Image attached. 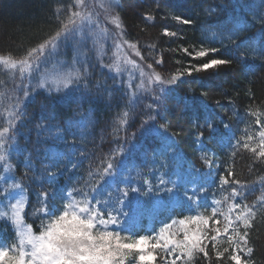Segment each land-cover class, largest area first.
Here are the masks:
<instances>
[{"label": "snow or ice", "instance_id": "1", "mask_svg": "<svg viewBox=\"0 0 264 264\" xmlns=\"http://www.w3.org/2000/svg\"><path fill=\"white\" fill-rule=\"evenodd\" d=\"M119 8L114 0H71L57 8L58 27L42 42L20 58L0 55V70L9 77L0 86L10 85L0 91V229L5 233L0 236V264H213V254L217 264H255L249 232L258 215L264 219V177L261 194L249 203L257 187L235 178L230 166L219 176L220 198L204 203L216 181L210 172L185 166L176 139L183 129L173 131L172 118L195 125L189 134L202 152L203 165L211 169L214 154L205 139L222 148L242 147L264 161V112L249 108L245 114L255 117L258 142L253 143L247 128L237 138L229 121L235 117L238 124L239 113L226 108V119L203 101L180 95L177 86L191 70L167 77L156 71L153 65H162L163 57L146 62L137 44L125 38ZM207 15L217 18L203 27L199 46L178 50L194 59L212 57L196 71L237 62L246 74L255 73L250 60L264 63V0H235L232 15L220 18L215 8ZM144 19L153 17L146 14ZM175 19L195 23L190 17ZM108 25L119 31L113 34ZM163 35L177 33L165 27ZM106 46L112 50L109 64L103 62ZM125 46L139 63L122 55ZM148 47L151 52L156 46ZM69 51L71 60L62 59ZM89 52H95L101 68L115 73L111 86L92 82L95 65ZM129 65L137 75L125 81ZM142 99L150 102L141 106ZM113 102L124 104L112 132L114 147L94 158L85 147L88 129L97 123L92 105L111 108ZM31 104L36 108L30 115ZM217 107L224 106L217 102ZM137 116L138 126L129 131ZM18 158L24 169L20 179L13 163ZM85 161L88 168L82 175ZM149 165V175L157 174L154 180L139 171ZM134 172L141 180H133ZM24 178L39 189L33 192L34 206ZM26 208L33 223L25 221ZM178 209L183 214L160 220L158 231L139 233L146 217L156 220Z\"/></svg>", "mask_w": 264, "mask_h": 264}, {"label": "trees", "instance_id": "2", "mask_svg": "<svg viewBox=\"0 0 264 264\" xmlns=\"http://www.w3.org/2000/svg\"><path fill=\"white\" fill-rule=\"evenodd\" d=\"M70 2L71 0H59V3L58 0H0V55H11L14 58H20L28 48L42 42L58 27L55 18L57 8L62 5L66 7ZM116 4L120 5V8L116 11L119 12L121 23L127 34L125 38L137 44L141 54L148 57L146 62H152L153 57L156 59L163 57L164 63L162 65H153L156 71L167 77L184 69L191 70L192 74L185 75L183 77L184 82L179 83L177 86V92L180 95L188 94L193 96L197 102L203 101L220 115L225 116L226 119L228 113L225 109L234 108L239 113L240 122L237 124L236 118L233 117L229 123L236 126L237 138L244 136L243 130L245 128L254 137L256 136L258 129L254 123L255 117L246 116L245 114L249 108L264 112V63L258 59L250 60V63L256 65V71L248 74L237 62L218 69L196 71V66L212 57L194 59L178 50L180 46L189 47L190 51L192 50L191 46H199L203 27L217 18L213 16L209 20L207 15L209 8H215L220 18L230 16L233 13L235 0H116ZM236 11L238 12L239 9H236ZM146 14L151 15L153 20L146 21L144 19ZM177 16L193 18L195 23L192 25L182 24L175 19ZM165 27L176 32L177 36H164L163 29ZM150 45L156 46L151 52L148 47ZM240 51L245 50L241 49ZM94 65L95 67L91 69L92 82L106 81L111 86L113 81L108 70L101 68L96 60ZM0 80H4L1 73ZM1 87L3 86H0V89ZM5 87L2 91L5 90ZM201 91H205L207 95L201 96ZM148 102H150L148 99H142L140 103L142 106ZM217 102L224 107H217ZM92 107L95 109L93 119L97 123L88 129L91 135L88 136L89 142L85 147L89 154H94V158H98L108 152L111 147H114L112 132L117 114L123 109L124 104L122 103L117 107L113 102V106L109 108L104 103H99L92 105ZM35 108V104L28 105V113L33 114ZM88 108L89 105L85 104L84 110ZM172 119L173 131H176L177 128L183 129L176 139L179 150L186 161L185 166L194 165L201 172H210L211 179L216 181V183L210 185L208 192L204 195V203L207 204L214 198H220L217 192L219 176L226 174L230 166L236 174L235 178L248 181L257 187V190L248 196L249 203L261 194L259 182L260 178L264 177V161L254 159L253 154L242 147L236 149L222 148L219 144L205 139V145L214 154L212 156L213 164L209 169L203 165L200 159L202 152L198 149L194 136L189 134L195 131V125L187 123L186 119L179 121L175 118ZM261 119L264 120V116ZM139 122V116H137L129 131H134ZM31 126L29 124V127ZM33 139H35L34 134ZM21 143H23L22 139ZM61 147L58 146V148ZM233 151L236 152L235 156L232 155ZM13 163L16 164V178H23L24 169L19 158L14 160ZM87 168L88 161H85L84 168L81 170L82 175H86ZM151 169L152 166L149 165L140 168L139 171L144 174L145 178L154 180L157 174L149 175ZM133 180H138V178H135V172L133 173ZM61 183L63 184L64 180H61ZM24 184L29 186V195L32 199V206H34L35 196L33 192L39 189L26 178H24ZM214 194H216L215 197ZM26 212L28 213L25 217L26 223H33L31 211L26 208ZM171 214L174 216L183 213L178 209ZM164 215L165 213L159 218L163 220ZM156 220L146 217L140 224L139 233L148 234L152 231H158L157 223L160 221L156 223ZM35 227L36 225H34ZM7 235L10 236L11 232ZM249 246L253 248L252 259L255 264H264V219L259 215L249 232ZM157 264H159V261H157ZM177 264H180V262L178 261ZM213 264H217L214 254ZM219 264H230V262L222 260Z\"/></svg>", "mask_w": 264, "mask_h": 264}, {"label": "rangeland", "instance_id": "3", "mask_svg": "<svg viewBox=\"0 0 264 264\" xmlns=\"http://www.w3.org/2000/svg\"><path fill=\"white\" fill-rule=\"evenodd\" d=\"M114 3H116V0H114ZM108 27H109L110 31L113 34L119 31V29H116L114 25H108ZM109 43H111V42H109ZM106 50H107V55L104 57L103 62L105 61L104 62L105 64H109V63H111L110 57H112V50L111 49H107V46H106ZM71 55H72V53L69 51L67 57H61V58L62 59L71 60ZM88 55L92 58V63L94 64L95 63V60H96V58H95V52H89ZM122 55H127L129 59H135L138 63L140 62L139 57H136L134 55L133 51L131 49H128L126 46L124 47V50H123ZM0 69H2V66H0ZM128 69L129 70H126L123 73V79L125 81H128V80L132 79L133 76L137 75L136 70L135 69H131V66L130 65L128 66ZM0 73H1L2 76H4V80L5 81H8L9 80L8 75L4 71L0 70ZM108 73H109L110 76L115 75V73H110L109 71H108ZM4 87L5 86L1 87L0 91H2L4 89ZM6 87H10V85H6ZM6 87H5V90H6ZM256 142H258V136H255V140H254L253 143H256ZM135 178H138V180H141V177L137 176L136 174H135ZM0 210H2V209H0ZM169 216H172V214L169 213V212L165 213V215L163 216L164 217V219H163L164 222H167V218ZM160 220H162V219L158 218L156 220V223L159 222ZM157 224H158V227L160 228L161 223L159 222ZM139 227H140V225L138 226V229H139ZM0 230H1L0 236H4V232L2 231V229H0Z\"/></svg>", "mask_w": 264, "mask_h": 264}]
</instances>
